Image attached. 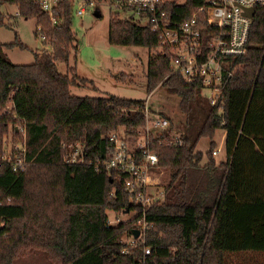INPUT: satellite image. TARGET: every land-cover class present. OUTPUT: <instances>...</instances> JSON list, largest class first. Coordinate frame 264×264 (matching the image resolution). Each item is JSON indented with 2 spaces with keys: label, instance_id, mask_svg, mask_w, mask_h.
Listing matches in <instances>:
<instances>
[{
  "label": "trees",
  "instance_id": "trees-1",
  "mask_svg": "<svg viewBox=\"0 0 264 264\" xmlns=\"http://www.w3.org/2000/svg\"><path fill=\"white\" fill-rule=\"evenodd\" d=\"M205 3L176 0L167 11L180 24ZM4 6L17 7L25 20L35 19V34L47 38L51 52L19 65L5 48H23L22 43L0 45V161L8 125L21 122L29 165L22 174L3 161L0 166V264H138L145 248L151 251L147 264H232L235 255L264 254V5L255 7L247 53L235 60L233 66L240 67L225 83L222 113L203 96L201 82L186 83L172 74L168 53L149 61L147 93L163 87L168 99L178 101L180 124L160 115L184 135L176 144L152 137L149 150L170 179L163 199L145 211L146 223L153 225L145 242L127 255L126 243L144 216L126 187L111 179L109 137L124 132L137 142L147 107L151 112L149 102L72 94L77 80L88 81L58 69L70 62L71 49L77 50L71 0L55 7V24L34 0H0V10ZM110 10L111 45L160 48L158 33L144 29L127 10ZM9 106L11 111L3 113ZM219 132L225 136L221 162L214 155ZM13 134L18 136V129ZM201 139L209 141L205 154L197 151ZM77 144L84 145V163H66ZM110 212L137 215L121 222L117 217V225H111Z\"/></svg>",
  "mask_w": 264,
  "mask_h": 264
},
{
  "label": "built area",
  "instance_id": "built-area-1",
  "mask_svg": "<svg viewBox=\"0 0 264 264\" xmlns=\"http://www.w3.org/2000/svg\"><path fill=\"white\" fill-rule=\"evenodd\" d=\"M34 1L50 15L55 24L54 9L60 0ZM71 1L74 15L83 18L90 11L96 12L97 6L106 0ZM107 1L113 10H127L128 15H132L144 29L149 28L158 33L162 39L160 54H169L172 74H180L186 83L201 82L203 96L212 107H218L219 112H223L222 93L225 83L240 67L233 66L235 60L247 53L253 18L245 14L249 10H255L256 6L264 5V0H206L205 5L198 10V15L180 24L173 22L167 11L168 3L176 0ZM38 29L41 31L42 27ZM40 38L43 42L48 41L44 35H40ZM145 119L146 126L137 142L128 141L124 132L113 133L109 137L113 151L106 166L111 179L126 187L136 204L142 208L144 216L138 221L140 236L138 239L127 241L123 250L125 255L145 242L147 230L153 227L146 223L145 211L163 199V194L149 192L151 187H157L150 185V180L154 177V170L158 165V156L149 150V145L153 138L160 143H181V136L184 135L183 131L177 128L171 129L168 119L152 114L148 107ZM22 132L25 136L23 144L19 142L10 150L6 148L3 151L5 156L2 161L16 174L25 173L28 167L25 127ZM8 145L6 144V147ZM84 153V145L77 144L74 150L67 153L64 161L71 164L84 163ZM218 154L219 151L216 150L214 155ZM144 252L145 257L138 264H147L146 257L151 251L145 248Z\"/></svg>",
  "mask_w": 264,
  "mask_h": 264
},
{
  "label": "rangeland",
  "instance_id": "rangeland-1",
  "mask_svg": "<svg viewBox=\"0 0 264 264\" xmlns=\"http://www.w3.org/2000/svg\"><path fill=\"white\" fill-rule=\"evenodd\" d=\"M97 8L101 15L100 18L94 15L95 11L88 12L83 18L74 17L73 31L78 40L74 47H77V50L71 49V59L68 64L61 63L58 65L62 74L70 73L71 78L76 75L78 78L88 81L86 84H82L77 80L78 86L71 88L72 94L89 98L114 95L124 99L148 100L152 114L158 116L162 113L170 117L175 124H180L182 115L178 112V101L168 99L165 88L159 87L153 93H147L146 72L148 63L160 54L161 48L150 51L140 47L111 45L109 43L110 3L106 0ZM112 9L114 8L112 7ZM0 11L5 16V24L0 26V45H11L19 41L24 46L23 48L19 46L5 48V52L12 63L30 65L35 62L36 53L51 52L50 43H43L40 35L36 36L35 34L37 30L35 19L25 20L21 18L15 6H4ZM121 76L124 81L118 80ZM6 111H11V106L3 113ZM8 128L9 134L5 139L6 144L9 145L8 147L6 144L4 145V151L6 148L10 150L14 144H19V142L23 144L25 140L22 132L24 125L21 122H17L16 125L10 124ZM14 129H18V136H14ZM224 137V132H219L216 137L219 154L215 157L218 162L225 159ZM208 148L209 141L201 139L197 151L205 154ZM4 156L3 153L1 159ZM153 176L150 185H157V187H151L149 192L164 194V186L170 179L169 171L157 168L154 170ZM108 215L111 225H117V217L119 222L127 221L135 218L137 213L115 215L110 212ZM232 260V264H264V254L235 255Z\"/></svg>",
  "mask_w": 264,
  "mask_h": 264
},
{
  "label": "water",
  "instance_id": "water-1",
  "mask_svg": "<svg viewBox=\"0 0 264 264\" xmlns=\"http://www.w3.org/2000/svg\"><path fill=\"white\" fill-rule=\"evenodd\" d=\"M94 15H95L97 18H100V16H101L100 13H99L98 11H96V12L94 13ZM245 15H246L247 17H249V18H254V16H255V10H254V9L249 10ZM139 236H140V231H139V230L134 231V238H135V239H138Z\"/></svg>",
  "mask_w": 264,
  "mask_h": 264
}]
</instances>
